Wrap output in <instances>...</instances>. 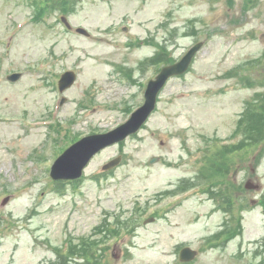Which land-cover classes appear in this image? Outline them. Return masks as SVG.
<instances>
[{
    "label": "rangeland",
    "instance_id": "374dc122",
    "mask_svg": "<svg viewBox=\"0 0 264 264\" xmlns=\"http://www.w3.org/2000/svg\"><path fill=\"white\" fill-rule=\"evenodd\" d=\"M199 43L142 129L81 180L51 178L65 149L122 124ZM241 135L249 146L226 145ZM121 223L132 232L107 240ZM0 264H264V0H0Z\"/></svg>",
    "mask_w": 264,
    "mask_h": 264
},
{
    "label": "water",
    "instance_id": "95a60500",
    "mask_svg": "<svg viewBox=\"0 0 264 264\" xmlns=\"http://www.w3.org/2000/svg\"><path fill=\"white\" fill-rule=\"evenodd\" d=\"M78 32L85 35L88 34L83 28L78 29ZM201 47L202 43L197 44L178 63L162 68L157 77L149 82L145 93L144 104L132 114L131 118L126 123L110 132L85 137L68 148L53 165L51 177L54 180L78 179L82 176L84 168L94 155L104 148L122 142L130 135L138 132L156 109L158 95L168 80L173 76H179L187 72L193 58ZM19 77L20 74H16L10 77V79L17 80ZM75 80L76 74L74 72L65 73L59 83L60 90L64 91L71 87ZM157 160L158 158H153L151 163ZM120 162L121 157L111 161L104 169L110 170L120 164ZM247 187L253 188L250 183H248ZM7 200L8 199H6L5 202ZM195 256L196 252L187 248L182 251L181 259L183 261H190Z\"/></svg>",
    "mask_w": 264,
    "mask_h": 264
},
{
    "label": "trees",
    "instance_id": "16d2710c",
    "mask_svg": "<svg viewBox=\"0 0 264 264\" xmlns=\"http://www.w3.org/2000/svg\"><path fill=\"white\" fill-rule=\"evenodd\" d=\"M63 1V0H62ZM57 3H59V2H57ZM67 5H69V3L67 2V4H63V6L65 7V6H67ZM245 131V130H244ZM244 137H245V133H244ZM244 137L243 138H241V141L239 142V143H237L236 145H234V146H232L233 148H235V147H240L242 144H244L245 143V146H243V147H241V148H239V149H243V148H245L247 145L249 146V143H248V141L247 140H245L244 141ZM227 148V147H226ZM238 150V149H237ZM232 151H234V150H232ZM218 172V173H217ZM219 174H221V172H219L217 169H215V171H213L212 170V175H213V177L215 178V177H217V175H219ZM220 178H224V174L220 177ZM219 178V179H220ZM221 183H222V186H223V184H224V186H227L228 184H227V182L223 179V180H219ZM220 182H217V183H215L214 185L216 186L217 184H221ZM59 184H62V183H59ZM212 185H213V183H212ZM221 192H224V191H221ZM231 199H229V203H231ZM119 227H120V229H118V226L116 225L115 227H114V229H116L114 232L115 233H113V235H111V236H109V237H107V240L109 239V238H111V237H113V236H116L117 237V235H119L120 234V232H121V228L122 227H126L127 229H128V231L129 232H132V229H129L130 228V226H127V225H125L124 223H121V225H119ZM241 230V221H239V225H238V227L236 228V229H229L227 226H226V229L223 231V233L222 234H224L225 236H229V234H231L232 235V233L233 232H235V231H237L238 233L237 234H240V231ZM236 235V234H235ZM220 237H221V234L219 233V234H217L216 236H214L213 237V240H215V241H217V240H219L220 239ZM212 240V239H211ZM71 248V247H70ZM74 251V250H73ZM66 256V255H65Z\"/></svg>",
    "mask_w": 264,
    "mask_h": 264
}]
</instances>
